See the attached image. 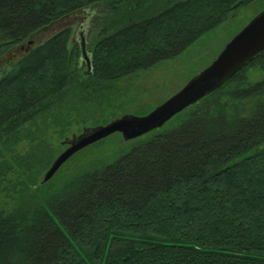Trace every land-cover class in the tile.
Wrapping results in <instances>:
<instances>
[{"label":"trees","instance_id":"1","mask_svg":"<svg viewBox=\"0 0 264 264\" xmlns=\"http://www.w3.org/2000/svg\"><path fill=\"white\" fill-rule=\"evenodd\" d=\"M254 1L0 0V57L82 8L96 16L87 76L71 27L0 74V264H264V77L249 75L264 53L109 160L39 180L54 157L47 118L122 115V81Z\"/></svg>","mask_w":264,"mask_h":264},{"label":"rangeland","instance_id":"2","mask_svg":"<svg viewBox=\"0 0 264 264\" xmlns=\"http://www.w3.org/2000/svg\"><path fill=\"white\" fill-rule=\"evenodd\" d=\"M263 8L264 0H256L240 8L234 14L230 15L225 23L204 34L180 54L162 61L159 65L151 69L140 71L122 81L120 86L126 90L127 96L124 95L117 101H114L115 105L126 102L124 111L120 112V114L146 115L177 93L190 78L207 67L218 56L227 42L245 27ZM95 19L96 16L93 8L88 6L44 27L36 33L33 39L23 42L3 57H0V74L8 68L10 63L16 61L21 55L35 47L38 43L45 41L64 28L71 27L73 33L70 46L77 47L79 53L77 63L82 73L86 75L85 69L87 63L82 56L81 40L83 38L84 40L86 39L87 53L91 58L93 69L94 62L91 47L93 44L92 34ZM29 41H32V43L30 44ZM249 75L255 81L264 77V71L260 68L250 69ZM86 119L87 122H85ZM46 120H48L49 124L43 133L47 138L49 146L47 153L51 157L54 156V160L66 148V144H63L65 137H71L74 134L77 135L86 127L106 124L111 119L107 122L96 124L92 123V119L88 114L79 111L71 113V118L67 120L68 124L65 126L59 127V125L51 123V119L47 118ZM28 130L37 132L36 128H30ZM151 132L130 140H125L121 133H114L105 139L81 149L46 182H53L55 185H60L71 174L86 171L90 166L100 163V161L109 160L122 151L124 147L130 146L135 141L145 138ZM25 139L16 149L20 154H26L30 149V138ZM32 143L36 144L37 141ZM46 171H43L40 175L39 180L42 183H46L43 181ZM1 182H4L2 184L7 183L4 178L0 179Z\"/></svg>","mask_w":264,"mask_h":264},{"label":"water","instance_id":"3","mask_svg":"<svg viewBox=\"0 0 264 264\" xmlns=\"http://www.w3.org/2000/svg\"><path fill=\"white\" fill-rule=\"evenodd\" d=\"M81 48L82 56L88 65L86 72L89 74L91 61L84 38L81 40ZM262 53H264V8L227 42L207 67L148 114H124L106 124L86 127L80 134L65 138L63 144L67 145L66 148L52 161L43 181L50 180L81 149L114 133H121L125 140H130L162 127L185 108L218 89Z\"/></svg>","mask_w":264,"mask_h":264},{"label":"bare ground","instance_id":"4","mask_svg":"<svg viewBox=\"0 0 264 264\" xmlns=\"http://www.w3.org/2000/svg\"><path fill=\"white\" fill-rule=\"evenodd\" d=\"M30 42H32V41H29V43H30ZM30 44H31V43H30ZM81 49H82V48H81ZM89 58H90V57H89ZM85 61H86V60H85ZM90 61H91V58H90ZM86 63H87V62H86ZM90 64H91L90 71L92 72V61H91ZM87 66H88V65H87ZM87 66H86V69H85V73H86V74H88V73L86 72V70H87ZM89 74H90V73H89ZM134 115H135V114H134ZM170 120H171V119H170ZM170 120H169V121H170ZM166 123H167V122H166ZM166 123H165V124H166ZM165 124H164V125H165ZM164 125H163V126H164ZM163 126H162V127H163ZM162 127H160V128H162ZM160 128H157V129H160ZM154 130H156V129H154ZM151 131H153V130H151ZM149 132H150V131H149ZM147 133H148V132H147ZM145 134H146V133H145ZM54 175H55V174H54ZM45 182H46V181H45Z\"/></svg>","mask_w":264,"mask_h":264}]
</instances>
